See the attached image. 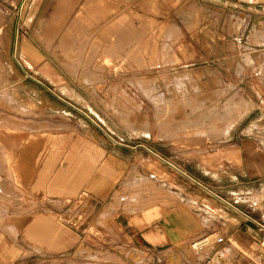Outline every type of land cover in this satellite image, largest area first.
I'll return each mask as SVG.
<instances>
[{
  "label": "rangeland",
  "instance_id": "374dc122",
  "mask_svg": "<svg viewBox=\"0 0 264 264\" xmlns=\"http://www.w3.org/2000/svg\"><path fill=\"white\" fill-rule=\"evenodd\" d=\"M98 1L65 2L66 7L62 4L64 10L59 11L55 8L56 0H0V146L6 145V139L18 143L25 134L52 133L55 124L59 129L60 123L87 114L99 118L113 133L138 136L136 141L145 145L158 136L179 144L201 139L208 147L215 144L213 134L230 130L241 119L235 116L234 109L242 111L243 117L248 108L246 90L234 89L228 72L222 70L220 74L210 68L205 72L191 65L195 60L192 56L182 58L177 54L185 49V43L190 49L210 48L214 40V47L219 50L229 49L238 54L235 74L241 81L263 82L264 0H195L184 8L179 0H102L99 3L103 5ZM163 9L171 10L170 14H161ZM149 12L158 13V17L146 15ZM203 27L207 31L203 32L204 38L211 41L195 36V31ZM24 48L33 53L32 62L26 59ZM227 116L232 117L231 122ZM11 155L10 159L4 157L7 167ZM144 182L141 178L129 185L143 187ZM1 186L6 190L0 189V225H4L9 221L5 215L13 202L9 201L8 185ZM118 195L116 192L112 196L116 204ZM260 195H264V188L249 186L239 193L237 204L259 210ZM136 196L133 201L138 210L149 207L152 199L148 193ZM130 198L126 194L120 200ZM110 216L107 209L93 210L90 233L105 225ZM203 217L206 225H215L213 214ZM218 236L221 232H214L205 242V253L212 249L213 264L219 262L214 253H221L227 263L233 260L232 264H256L259 244L246 248L241 244L243 238H239L234 243L216 246ZM197 243L191 242L193 251L198 250ZM116 251L120 256L109 254ZM24 254L25 258L16 264H127L121 257L124 250L103 248L101 244L89 247L83 242L61 256L43 254L38 249L25 250ZM199 256L204 264H211L202 252Z\"/></svg>",
  "mask_w": 264,
  "mask_h": 264
},
{
  "label": "crops",
  "instance_id": "0c3cea01",
  "mask_svg": "<svg viewBox=\"0 0 264 264\" xmlns=\"http://www.w3.org/2000/svg\"><path fill=\"white\" fill-rule=\"evenodd\" d=\"M179 1L184 8L195 0ZM163 10V15L171 12ZM146 15L158 17V13ZM78 16L76 20L82 17ZM203 32H207L205 27L195 31V36L211 41ZM211 45L190 49L185 43L177 56H192L195 60L191 65L205 72L207 68L220 74L228 72L234 89L246 90L248 106L243 117L237 109L241 119L233 128L213 134L214 145L206 147L207 142L201 139L179 144L158 136L145 145L136 141L138 136L113 133L99 118L87 114L60 123L59 129L55 124L49 134H25L18 143L5 140L6 145L0 146V176L5 181L0 178V184L9 186V201L13 203L5 215L9 221L0 225V264H16L25 258V250L32 249L61 256L81 242L89 247L101 244L103 248L122 249V260L127 264H204L199 254L210 258L212 249L205 253V242L214 232H221L218 237L223 238L221 243L215 240L216 246L239 238L246 248L259 244L256 264H264V232L260 228L264 195L259 197V210L237 204L245 188H264V81H241L235 74L238 54L219 50L214 40ZM24 52L32 62L33 53L27 48ZM10 155L7 167L4 157L10 159ZM141 178L145 180L143 187L129 185ZM1 185V191H6ZM116 192L117 204L112 199ZM141 193H148L152 201L149 207L138 210L133 200ZM126 194L132 198L120 200ZM91 208L96 212L107 209L111 214L92 234L89 223L93 210L83 219ZM206 213L215 216V225L205 224ZM195 240L197 251L191 245ZM114 253L120 256L117 251L109 254ZM217 254V264H232L233 260L227 263L221 253Z\"/></svg>",
  "mask_w": 264,
  "mask_h": 264
},
{
  "label": "bare ground",
  "instance_id": "6f19581e",
  "mask_svg": "<svg viewBox=\"0 0 264 264\" xmlns=\"http://www.w3.org/2000/svg\"><path fill=\"white\" fill-rule=\"evenodd\" d=\"M71 1H72V0H58V1H57L58 4H57L56 6H55V5H54V6H55V8H58L57 10H59V9L62 10V6H63L62 4H64V6H65V5H67V4H65V2H68V3H69V2H71ZM73 1H74V0H73ZM76 1H77V0H76ZM82 1H83V0H82ZM95 1H98V0H95ZM100 1L102 2V0H100ZM100 1H98V3H99ZM108 1H109V0H108ZM110 1H111V0H110ZM110 1H109V2H110ZM132 1H133V0H132ZM86 2H88V1H86ZM83 3H85V2H83ZM91 3H92V2H91ZM93 3H94V2H93ZM96 3H97V2H96ZM98 3H97V5H98ZM110 3H111V2H110ZM99 4L103 5V3H99ZM104 4H105V3H104ZM116 4H117V3H116ZM80 5H81V4H80ZM87 5H88V4H87ZM93 5H94V4H93ZM105 5H106V4H105ZM71 6H72V5H71ZM83 6L86 7L84 4H83ZM95 6H96V5H95ZM107 6L109 7V5H107ZM107 6H106V8H107ZM111 6H112V5H111ZM65 7H66V6H65ZM68 7H69V6H68ZM97 7H99V5H98ZM101 7L104 8V6H101ZM101 7H100V8H101ZM112 7H113V6H112ZM112 7H111V8H112ZM86 8H87V7H86ZM116 8H117V7H116ZM68 9H69V8H68ZM61 10H59V11H61ZM59 11H58V12H59ZM65 12H67V10L64 11V12H62V13H65ZM81 12H82V11H81ZM71 13H72V12H71ZM83 13H84V12H83ZM102 13H103V12H102ZM113 13H114V12H113ZM52 14H53V13H52ZM52 14H51V15H52ZM85 14H86V13H85ZM90 14H91V13H90ZM53 15H54V14H53ZM57 15H58V13H57ZM54 16H56V15H54ZM60 16H61V15H60ZM80 16H83V15H80ZM98 16H99V15H98ZM98 16H97V17H98ZM132 16H133V15H132ZM67 17H68V16H67ZM72 17H73V16H72ZM78 17H79V16H78ZM86 17H87V16H86ZM91 17H92V16H91ZM50 18H51V17H50ZM68 18H69V17H68ZM75 18H76V17H75ZM98 18H100V17H98ZM65 19H67V18H66V15H65ZM72 19H73V18H72ZM92 19H93V18H92ZM116 19H117V18H116ZM2 20H3V19H2ZM75 20H76V19H75ZM75 20H74V21H75ZM107 20H108V19H107ZM71 21H72V20H71ZM80 21H81V20H80ZM122 21H123V20H122ZM86 22H87V21H86ZM110 22H111V21H110ZM113 22H114V20H113ZM70 23H71V22H70ZM91 23H93V22H91ZM130 23H131V22H130ZM77 24H78V23H77ZM106 24H107V23H106ZM109 24H110V23H109ZM113 24H114V23H113ZM116 24H117V23H116ZM119 24H120V21H119ZM122 24H123V23H122ZM125 24H126V23H125ZM79 25H80V24H79ZM83 25H84V24H83ZM62 26H63V25H62ZM64 26H66V25H64ZM75 26H76V25H75ZM81 26H82V25H81ZM123 26H124V24H123ZM131 26H132V25H131ZM68 27H69V30L72 29V28H70V26H68ZM77 27H78V30H79L80 27H79V26H76L75 28H77ZM82 27H83V26H82ZM102 27H103V26H102ZM66 28H67V27H66ZM75 28H74V29H75ZM90 28H91V27H90ZM99 28H100V27H99ZM81 29H82V28H81ZM111 29H112V28H111ZM116 29H117V28H116ZM118 29H119V28H118ZM121 29H122V28H121ZM123 29H124V28H123ZM62 30H63V29H62ZM65 30H66V29H65ZM72 30H73V29H72ZM83 30H84V29H83ZM85 30H87V29L85 28ZM105 30H107V29H105ZM112 30H113V29H112ZM80 31H81V33H83L82 30H80ZM99 31H100V30H99ZM115 31H116V30H115ZM117 31H118V30H117ZM77 32H78V31H77ZM101 32H103V31H101ZM101 32H100V33H101ZM112 32H113V31H112ZM112 32H111V33H112ZM123 32H124V31H123ZM62 33H63V32H62ZM92 33H93V32H92ZM92 33H91V34H92ZM106 33H107V32H106ZM109 33H110V32H109ZM78 34H79V32H78ZM119 34H120V33H119ZM121 34H122V33H121ZM64 35H65V34H64ZM73 35H75V34H73ZM85 35H86V34H85ZM105 35H106V34H105ZM46 36H47V35H46ZM75 36H76V35H75ZM79 36L81 37V35H79ZM82 36H83V35H82ZM107 36H108V35H107ZM67 37H68V36H67ZM67 37H66V39H67ZM73 37H74V36H73ZM73 37H72V38H73ZM113 37H114V35H113ZM120 37H121V36H120ZM81 38H82V37H81ZM108 38H109V37H108ZM118 38H119V36H118ZM49 39H50V38H49ZM84 39H85V38H84ZM67 40H68V39H67ZM69 40H70V39H69ZM69 40H68V41H69ZM121 40H122V39H121ZM45 41H46V40H45ZM45 41H44V43H45ZM73 41H74V40H73ZM110 41H111V40H110ZM114 41H115V40H114ZM122 41H123V40H122ZM50 42H51V41H50ZM75 43H77V42H75ZM111 43H112V42H111ZM111 43H110V44H111ZM84 44H86V43H84ZM89 44H90V43H89ZM116 44H117V43H116ZM46 45H47V44H46ZM75 45H76V44H75ZM105 45H106V44H105ZM44 46H45V45H44ZM76 46H77V45H76ZM78 46H79V44H78ZM81 46H83V45H81ZM97 46H98V45H97ZM112 46H113V43H112ZM46 47H47V46H46ZM53 47H54V46H53ZM90 47H91V46H90ZM119 47H120V46H119ZM119 47H118L117 49H119ZM72 48H73V47H72ZM74 48H75V47H74ZM76 48L79 49V47H76ZM92 48H93V47H92ZM51 49H52V48H51ZM112 49H113V48H112ZM69 50H70V49H69ZM79 50H80V49H79ZM87 50H88V49H87ZM87 50H86V51H87ZM93 50H94V48H93ZM95 50H96V49H95ZM77 51H78V50H77ZM89 51H90V49H89ZM91 51H92V50H91ZM91 51H90V52H91ZM118 51H119V50H118ZM120 51H121V50H120ZM120 51H119V52H120ZM68 52H69V51H68ZM81 52H83V51H81ZM92 52H93V51H92ZM92 52H91V53H92ZM105 52H106V51H105ZM112 52H113V51H112ZM66 53H67V52H66ZM106 53H107V52H106ZM106 53H105V54H106ZM110 53H111V52H110ZM114 53H115V52H114ZM114 53H112V54H114ZM85 54H86V53H85ZM85 54H84V56H85ZM119 54H120V53H119ZM58 55H59V54H58ZM77 55H78V53H77ZM72 56H74V55H72ZM110 56H111V55H110ZM115 56H116V55H115ZM85 58H87V56H85ZM88 58H89V57H88ZM90 58H91V57H90ZM105 58H106V57H105ZM62 59H63V58H62ZM89 60H90V59H89ZM91 61H92V60H91ZM102 61H103V60H102ZM83 62H84V61H83ZM85 62H87V60H85ZM88 62H90V61H88ZM88 64H89V63H88ZM79 66H80V65H79ZM82 66H83V65H82ZM82 66H81V68H82ZM73 68H74V67H73ZM74 69H75V68H74ZM90 74H91V73H90ZM83 75H84V74H83ZM91 75H92V74H91ZM87 77H88V76L86 75V78H87ZM184 77H185V76H184ZM1 78H2V77H1ZM81 78H82V77H81ZM83 79H84V78H83ZM181 79H182V78H181ZM3 81H4V80H3ZM0 82H1V81H0ZM0 86H1V85H0ZM8 87H9V86H8ZM1 88H2V87H1ZM2 92H3V91H2ZM4 92H5V91H4ZM6 92H7V91H6ZM6 92H5V94L7 95L8 92H7V93H6ZM2 94H3V93H2ZM6 97H7V96H6ZM6 97L4 96V98H6ZM9 97H10V96H9ZM125 97H126V96H125ZM7 98H8V97H7ZM8 99H9V98H8ZM0 100H2V99H0ZM7 101H8V100H7ZM8 102H9V101H8ZM150 102H151V101H150ZM152 102H154V101H152ZM4 103H7V102L5 101ZM11 103H12V102H11ZM17 105H18V104H17ZM17 105H16V106H17ZM231 105H232V103H231ZM14 106H15V105H14ZM5 107H6V106H5ZM11 107H12V106H11ZM17 107H18V106H17ZM19 107H20V106H19ZM162 107H163V106H162ZM0 108H2V107H0ZM20 108H21V107H20ZM224 108H225V107H224ZM5 109H6V108H5ZM174 109H175V108H174ZM225 109H226V108H225ZM118 110H119V109H118ZM234 110L237 111L236 109H234ZM208 111H209V110H208ZM212 111H213V110H212ZM214 111H215V110H214ZM214 111H213V112H214ZM222 111H223V110H222ZM232 111H233V110H232ZM232 111H231V113H232ZM127 113H128V111H127ZM156 113H157V112H156ZM216 113H217V112H216ZM237 113H238V112H237ZM237 113H234V114H236L235 116L238 115ZM163 114H164V113H163ZM232 114H233V113H232ZM242 114H243V113H242ZM242 114H241V115H242ZM241 115H240V116H241ZM156 116H157V115H156ZM225 116H226V115H225ZM202 117H203V116H202ZM228 117H229V116H227V118H228ZM31 118H32V117H31ZM34 118H35V117H34ZM121 118H122V117H121ZM225 118H226V117H225ZM229 118H230V117H229ZM233 118H234V117H233ZM235 118H236V117H235ZM238 118H239V115H238ZM43 119H44V118H43ZM46 119H47V118H46ZM123 119H124V118H123ZM202 119H203V118H202ZM204 119H205V118H204ZM204 119H203V120H204ZM208 119H209V118H208ZM231 119H232V117L230 118V121H229V122H231ZM32 120H33V119H32ZM34 120H35V119H34ZM50 120H51V119H50ZM210 120H211V119H210ZM52 121H53V120H52ZM201 121H202V120H201ZM225 121H226V120H225ZM14 122H15V121H14ZM20 122H21V121H20ZM26 122H27V121H26ZM30 122H31V120H30ZM43 122H44V121H43ZM50 122H51V121H50ZM232 122H233V120H232ZM52 123H53V122H52ZM199 123H200V122H199ZM17 124H18V123H17ZM53 124H54V123H53ZM201 124H202V123H201ZM214 124H215V123H214ZM229 124H230V123H229ZM24 125H25V122H24ZM24 125H23V127H24ZM29 125H30V124H29ZM29 125H28V126H29ZM215 125H216V124H215ZM215 125H214V126H215ZM12 126H14V125H12ZM20 126H21V125H20ZM130 126H131V125H130ZM17 127H18V125H17ZM25 127H26V126H25ZM25 127H24V128H25ZM40 127L42 128V126H40ZM49 127H50V126H49ZM52 127H53V126H52ZM20 128H21V127H20ZM128 128H129V127H128ZM210 128H211V127H210ZM29 129H30V128H29ZM29 129H28V130H29ZM37 129H38V128H37ZM212 129H213V128H212ZM217 129H218V128H217ZM21 130H22V129H21ZM30 130H31V129H30ZM42 130H43V129H42ZM2 190H3V188H2ZM3 207H4V206H3Z\"/></svg>",
  "mask_w": 264,
  "mask_h": 264
},
{
  "label": "built area",
  "instance_id": "2783aa9c",
  "mask_svg": "<svg viewBox=\"0 0 264 264\" xmlns=\"http://www.w3.org/2000/svg\"><path fill=\"white\" fill-rule=\"evenodd\" d=\"M263 214H264V211H263ZM260 228L263 230V232H264V220H261L260 221ZM222 237H217V239H216V243H221L222 242ZM197 244H199V243H197ZM192 246H194V245H192Z\"/></svg>",
  "mask_w": 264,
  "mask_h": 264
}]
</instances>
